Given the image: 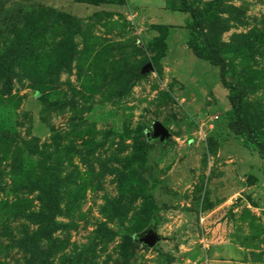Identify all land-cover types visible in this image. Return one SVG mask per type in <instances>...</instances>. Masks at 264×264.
<instances>
[{"label":"rangeland","instance_id":"1","mask_svg":"<svg viewBox=\"0 0 264 264\" xmlns=\"http://www.w3.org/2000/svg\"><path fill=\"white\" fill-rule=\"evenodd\" d=\"M123 2L0 0V264H264V159L185 27L264 137V0Z\"/></svg>","mask_w":264,"mask_h":264},{"label":"trees","instance_id":"2","mask_svg":"<svg viewBox=\"0 0 264 264\" xmlns=\"http://www.w3.org/2000/svg\"><path fill=\"white\" fill-rule=\"evenodd\" d=\"M77 3H85L89 5H100V4H123V0H74ZM167 9L171 11H178L183 13H190L192 11V4L188 3L187 0H178L177 6L168 7ZM186 28L189 30V35L187 38L188 48L191 50L192 54L212 66L219 68V79L222 86L227 89L228 96L227 99L230 104V109L226 112L227 119L232 123L237 135L236 138L241 140L246 148H251L257 152L260 158L264 159V137L257 132H255L251 126L242 118L240 108L236 103V98L233 94V89L227 85L224 80L222 70L224 68L225 62L221 55L212 49L205 48L202 51L198 50V47L191 42L192 29L189 19L185 20ZM165 30L168 28L167 25H162ZM167 33V31H166ZM166 38L164 33L163 39Z\"/></svg>","mask_w":264,"mask_h":264},{"label":"water","instance_id":"3","mask_svg":"<svg viewBox=\"0 0 264 264\" xmlns=\"http://www.w3.org/2000/svg\"><path fill=\"white\" fill-rule=\"evenodd\" d=\"M152 69V66L150 64L145 65L142 68V73L149 71ZM151 137L153 139L158 138L160 141H163L164 139H166L167 137H169V131L166 127H164L162 124L160 123H155L153 125V132L151 134ZM158 240V237L156 236V234L154 233V231L150 230L146 235H144L142 238H140V241L152 248L155 246L156 242Z\"/></svg>","mask_w":264,"mask_h":264},{"label":"crops","instance_id":"4","mask_svg":"<svg viewBox=\"0 0 264 264\" xmlns=\"http://www.w3.org/2000/svg\"><path fill=\"white\" fill-rule=\"evenodd\" d=\"M173 0H168V1H166V0H164V2H168V5L170 6V7H172V6H177L178 5V0H176L175 1V3H177V5H173V2H172ZM87 5H89V4H87ZM101 5V4H100ZM91 6V5H90ZM92 6H94V5H92ZM166 11H170L169 9L168 10H166ZM181 13H183V12H181ZM169 24H171V23H169ZM168 23H164V25H167L168 26V28L169 29H171V26L169 25ZM167 28V29H168ZM186 29V28H185ZM190 50V49H189ZM191 52V51H190ZM190 54H192V53H190ZM193 55V54H192ZM233 252H235V251H233ZM213 262V264H226V263H230L231 261H227V260H218V261H212Z\"/></svg>","mask_w":264,"mask_h":264}]
</instances>
